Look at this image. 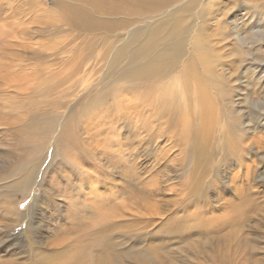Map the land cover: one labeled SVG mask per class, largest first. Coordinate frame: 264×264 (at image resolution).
Masks as SVG:
<instances>
[{"label": "rangeland", "instance_id": "1", "mask_svg": "<svg viewBox=\"0 0 264 264\" xmlns=\"http://www.w3.org/2000/svg\"><path fill=\"white\" fill-rule=\"evenodd\" d=\"M147 1L0 0V264H264V0Z\"/></svg>", "mask_w": 264, "mask_h": 264}, {"label": "bare ground", "instance_id": "2", "mask_svg": "<svg viewBox=\"0 0 264 264\" xmlns=\"http://www.w3.org/2000/svg\"><path fill=\"white\" fill-rule=\"evenodd\" d=\"M137 3H142V5L145 4L146 0H136ZM152 1V0H150ZM157 1V2H156ZM154 0V2H156V5L152 8L151 7V2L148 3V5L155 10H159V8H165L166 6L169 7V1H173V0ZM212 3V2H211ZM147 5V7H148ZM214 5V4H213ZM139 6V5H138ZM146 6V5H145ZM209 6V3H206L204 4V8ZM73 7V6H72ZM141 7V6H140ZM146 8V7H143V9ZM141 9V10H143ZM151 9V10H152ZM184 9V8H183ZM78 10V9H77ZM146 10V9H145ZM144 10V11H145ZM149 10V9H148ZM207 10V9H206ZM71 11V10H70ZM153 11V12H154ZM173 12L169 15L168 18H165L164 20L160 21L161 22V25L162 27L164 26H167L169 24L170 27L168 28V33H169V36H167L163 41H167L165 44H164V47L163 49L156 55H151L150 59L146 60L144 59L145 62L139 64V67L136 69V70H133V71H130L129 73V76L130 77H136V80H140L141 79V74H143L145 77L146 76H151V75H155V74H158L164 70H166L167 68L173 66L174 62H178L179 58H188V60H193L196 64H200L199 66H202L203 70H205V80H206V76H207V73H210L212 70L215 71V63H217V65L221 64V63H218L219 59H218V54H214V51L212 49V46L209 44L208 42V39L206 37H200V38H195L194 36L191 37V34L193 33L194 31V28H196V26H193L192 28L190 27V25H187V26H184V27H180V24H181V21H179L178 19H180L178 16H179V12H183V11H178V10H172ZM171 12V11H170ZM89 13V12H88ZM93 14V13H91ZM151 14V13H150ZM163 14V13H162ZM207 14V13H206ZM77 15V14H76ZM82 15V14H81ZM85 15V14H84ZM175 15V16H174ZM87 16H89L87 14ZM183 16V15H181ZM189 16V15H188ZM184 17V16H183ZM84 18V17H83ZM136 18V17H134ZM163 18V17H162ZM89 19V18H88ZM152 19V18H151ZM94 20V19H93ZM141 20V19H140ZM216 21V20H215ZM119 24V23H117ZM205 24V23H204ZM182 25V24H181ZM143 28V27H142ZM181 28V30H176V29H179ZM165 29V28H164ZM149 30H152L151 28ZM155 30H156V33H159L161 32V26H157L153 32H150V33H155ZM135 32L136 31H139L138 30H134ZM141 31V30H140ZM143 31V30H142ZM165 31H167L165 29ZM222 31V30H221ZM134 32V33H135ZM202 32V31H201ZM225 32V31H224ZM26 33V32H23V34ZM133 33V34H134ZM203 33V32H202ZM205 33V32H204ZM22 34V35H23ZM131 34V33H130ZM132 34V35H133ZM137 34V33H135ZM139 34V33H138ZM148 34V33H147ZM227 34H225L226 36ZM234 35V34H233ZM144 36V35H143ZM142 36V37H143ZM155 36H158L155 34ZM162 36V35H161ZM197 36V35H196ZM222 35L218 34V37H221ZM239 36V35H238ZM132 37V36H131ZM137 38V36L134 38V40ZM139 38V37H138ZM156 38V37H155ZM228 38V37H227ZM131 39V38H130ZM129 39V40H130ZM224 39V38H223ZM226 39V37H225ZM224 39V40H225ZM128 40V39H127ZM150 40V35H146L145 38L142 40L143 42L144 41H149ZM158 40V39H157ZM222 40V41H224ZM238 41V40H237ZM136 42V40H135ZM220 42V40H219ZM134 43V41H130V42H127L125 43V45L123 44L122 47L120 48L119 50V53L122 52V49L123 51H128V48H129V45L131 46V44ZM157 43V42H156ZM242 43V42H241ZM153 44V43H152ZM27 45V44H26ZM234 46V44H232ZM28 46V45H27ZM185 46H188L190 47L189 49L185 50ZM229 46V45H228ZM231 46V45H230ZM149 47V46H148ZM161 47V46H160ZM159 47V48H160ZM146 46H143V45H138L136 46V49H135V55L136 54H141L142 52H144L146 49ZM237 48V47H235ZM246 48V46H245ZM144 49V51H143ZM152 49V48H151ZM233 49V48H232ZM227 50V49H226ZM151 52V50H149ZM230 51V50H229ZM238 51H240L238 49ZM237 51V53H238ZM247 55V52L246 50H244ZM13 50L10 51V55L12 56L11 57V60H14L18 57V53L16 52V55L15 57L13 56ZM129 52V51H128ZM27 53V52H26ZM33 54H37V52H34ZM40 54H42V52H40ZM241 55V54H240ZM145 56V55H144ZM242 56V55H241ZM240 56V57H241ZM243 57V56H242ZM218 59V60H217ZM242 59V58H241ZM17 61V60H16ZM186 62V61H185ZM19 64V63H18ZM187 65V64H186ZM192 65V64H191ZM195 66V65H194ZM187 67V66H186ZM217 68V67H216ZM186 69H189V67H187ZM225 81V80H224ZM136 82V81H135ZM224 94V93H223ZM251 102V101H250ZM227 130V129H226ZM225 134H227V131H225ZM227 140V139H226ZM36 196V195H35ZM37 198V197H36ZM35 198V199H36ZM64 232V231H63ZM26 236V235H25ZM103 242V240L101 241ZM104 245L106 246V248H104L105 250H107V245H106V242L104 243ZM111 245V244H110ZM103 249V250H104ZM58 250V249H56ZM104 250V252H105ZM67 252V251H66ZM107 252V251H106ZM62 254V253H61ZM105 255V254H104ZM69 258V257H68ZM101 258V257H99ZM67 259V258H66ZM104 259V258H103ZM110 259V258H109ZM99 260V259H98ZM103 262V260L101 261ZM56 264V263H55Z\"/></svg>", "mask_w": 264, "mask_h": 264}]
</instances>
